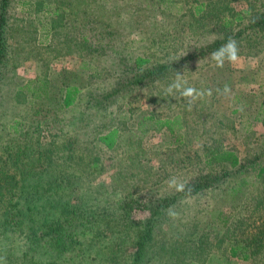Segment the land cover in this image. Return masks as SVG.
Segmentation results:
<instances>
[{
  "label": "rangeland",
  "instance_id": "1",
  "mask_svg": "<svg viewBox=\"0 0 264 264\" xmlns=\"http://www.w3.org/2000/svg\"><path fill=\"white\" fill-rule=\"evenodd\" d=\"M171 1L11 3L7 14L6 66L0 74V148L17 142L19 136L9 129L14 121L21 122L34 139H40V133L51 135L61 129L69 132L67 137L74 138L75 147L84 150L83 163L88 168L82 171L81 183L74 184L67 205L82 197L92 204L91 208L107 213H115L119 203L128 198L150 206L174 192L165 185L169 177L180 176L189 182L208 174L201 164L200 146L212 141L235 151L242 162L264 152V126L258 122L264 116V35L258 40L255 36L244 37L239 42L242 55L234 64L226 62L217 67L209 53L189 63L174 62L171 64L181 67L153 86L133 87L130 94L109 98L116 83L131 73L124 68L131 66L134 58H149L147 68L151 69L166 59L175 60L185 50H202L222 38L223 35L218 37L219 28L212 27L215 20L195 16L197 6L222 2L224 14L229 8L235 15L252 7L253 16H246L245 24L251 17L264 16V0ZM222 24L223 21L218 22L219 26ZM163 33L169 36V46L150 43ZM177 73L190 86L210 89L211 95L198 99L191 108L179 92L168 95L167 86ZM225 84L231 89L228 96L216 91ZM62 86H76L81 94L70 112L56 114L49 110L56 106L50 100L59 96ZM93 97L100 98L102 110L88 106ZM38 99L45 100L42 113H36L39 108L31 103ZM176 117L180 124L173 134L165 128L158 129L156 121ZM116 126L121 132L119 145L113 150L102 148L98 153L93 139ZM62 142L65 140L60 138L56 144ZM95 154L99 157L97 165L92 164ZM243 177L247 186H242L238 197L219 199V190L205 192L177 204L179 216L175 219L165 213L147 220V211L137 212L127 222V235L133 237L150 223L154 240L169 245L185 239L186 246L195 247L196 239L206 234V264H264L262 256L260 262L227 258L223 255L224 245L218 243L222 229L214 220V209L220 204L222 209L234 212L244 199L256 208L263 196L264 183L255 174L239 176ZM238 181V177H233L232 186ZM260 214L264 225V209H260ZM192 256L200 259L195 248Z\"/></svg>",
  "mask_w": 264,
  "mask_h": 264
},
{
  "label": "trees",
  "instance_id": "2",
  "mask_svg": "<svg viewBox=\"0 0 264 264\" xmlns=\"http://www.w3.org/2000/svg\"><path fill=\"white\" fill-rule=\"evenodd\" d=\"M12 2L0 0V74L6 66L7 14ZM224 9L222 2H215L210 6L199 5L194 12L200 20H215L212 27L219 28L218 37L223 35L222 38L202 50L190 53L185 50L175 60L166 59L167 62L151 69L147 68L151 63L149 58H134L132 65L124 68L131 73L116 83L109 98L117 94H130L133 87L153 86L154 82L163 80L175 72L176 68H180L178 63H187L211 54L225 44L229 37L234 38L239 45L244 37L252 39L255 36L258 40L264 35V16L251 17L249 23L245 24V18L253 16L252 7L236 15L229 8H226L224 14ZM221 21L223 24L219 26L218 22ZM150 43L169 46L170 39L163 33L157 40L152 38ZM162 50H165V46ZM174 62L177 64H171ZM80 94L76 86H62L59 96L50 100L56 106L49 110L56 114L70 112L76 106ZM91 100L89 107L102 110L100 98L93 97ZM44 101L38 99L31 102L39 108L36 113L44 111L41 110L45 106ZM258 122L264 126V116ZM156 124L158 129L165 128L173 134L180 120L176 117L173 120L156 121ZM9 129L19 138L16 143L12 141L11 147L4 145L0 148V264H206L209 246L206 234L198 237L196 246L192 247L190 244L185 245V239L179 241V244L169 245L154 240L155 234L150 223L133 237L126 232L127 222L131 221L135 213L147 211V220L159 217L166 213L169 206H176L186 200V193L174 191L150 206L140 204L137 198L124 199L115 213L91 208L92 204L82 197L74 198V203L67 205L74 184L81 183L82 171H85L84 167L88 168L83 163L86 157L84 150L75 147L74 138L67 137L69 132L63 129L53 133L56 135L47 133L43 136L40 133V139H34L28 134L19 121H14ZM60 138L65 142L56 144ZM120 141L121 132L116 126L98 135L92 143L99 153L102 148L115 149ZM200 152L201 164L208 170V174L187 182L192 188L190 198L213 190H219V199L226 196L236 198L242 186H247L245 177L239 176L249 172L264 183V162H261L264 152L242 162L235 151L219 141L200 146ZM98 159L95 154L92 164L97 165ZM233 177L239 179L235 187L231 183ZM262 193L256 208L250 207L247 199H244L237 211H226L220 204L214 209V220L222 229L218 243L224 245L223 255L227 258H251L260 262V257H264V225H261L260 214V209H264V191ZM246 232L248 234L244 236ZM194 248L200 254L198 260L192 256Z\"/></svg>",
  "mask_w": 264,
  "mask_h": 264
},
{
  "label": "clouds",
  "instance_id": "3",
  "mask_svg": "<svg viewBox=\"0 0 264 264\" xmlns=\"http://www.w3.org/2000/svg\"><path fill=\"white\" fill-rule=\"evenodd\" d=\"M211 58L215 62L217 67H223L226 62L236 63L239 59V45L238 42L229 37L227 42L221 45L219 48L211 52ZM218 94L228 96L231 92L229 85L225 84L223 89H216ZM179 92L180 96L184 99L189 108L198 100L203 99L205 95H211V90L197 89L188 85V82L183 78V75L177 73L176 79L167 86L166 93L168 95H175ZM165 185L168 190L175 192L186 193V199L191 197L192 188L188 183L180 176H171ZM166 214L170 218H177L179 216L175 206H169L166 210Z\"/></svg>",
  "mask_w": 264,
  "mask_h": 264
}]
</instances>
